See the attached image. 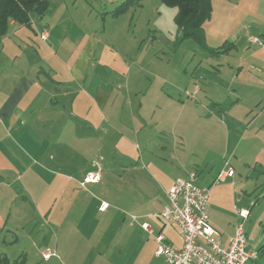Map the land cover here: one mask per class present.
<instances>
[{
  "label": "rangeland",
  "instance_id": "rangeland-1",
  "mask_svg": "<svg viewBox=\"0 0 264 264\" xmlns=\"http://www.w3.org/2000/svg\"><path fill=\"white\" fill-rule=\"evenodd\" d=\"M125 2L127 8L114 15ZM254 2L260 3L258 9ZM47 3L43 18L31 11L29 26L8 25L0 39V102L4 97L1 87L5 85L6 92L15 79L32 73L36 65L65 79H70L71 72L79 74L84 90L98 100L103 97L106 108L119 112H129L128 108L149 113L156 108H196V116L187 114L176 133L183 130L189 143L199 139L202 157L210 154V139L228 141L229 156L221 163L228 161L225 169L231 167L234 177L219 184L229 200L239 199L238 209L249 212L244 231L250 249L258 254L248 264H264V0H210L209 18L190 38L183 37L175 21L177 9L160 0ZM43 31L47 40L40 37ZM250 36L258 42L248 43ZM87 43L91 50L84 53ZM188 116L196 121L186 130ZM43 117L35 115L34 129L27 113H15L9 120L0 117V171L7 170L4 185L16 203L12 209L8 205L0 211V229L5 223L17 229V241L6 249L9 264H44L36 251L60 250L64 241L73 249L85 231L80 223L90 220L103 223L104 235L111 236L112 244L118 236L134 231L137 244L150 248L154 242L140 225L146 222L157 232V220L143 217L154 212L149 200L163 195L156 171L150 167L143 173L130 169L124 178L119 170H109L110 164L104 161L99 162L101 184H74L57 159L62 150L57 142L62 140L56 136L59 125L42 126L40 120H47ZM71 147L78 150L84 145L74 143ZM101 148V142L94 141V149ZM217 149L213 152L216 155ZM112 150V158L117 159V151ZM161 163L153 164L157 167ZM131 166H136L135 162ZM160 171L167 178L173 170L164 164ZM29 187L37 206L33 210L22 202V190ZM9 215L10 221H5ZM133 215L143 218L133 222ZM128 221L139 226L130 230ZM163 231L171 242H179L176 227ZM6 233L4 229L0 248ZM55 236L60 241L58 247Z\"/></svg>",
  "mask_w": 264,
  "mask_h": 264
},
{
  "label": "crops",
  "instance_id": "crops-1",
  "mask_svg": "<svg viewBox=\"0 0 264 264\" xmlns=\"http://www.w3.org/2000/svg\"><path fill=\"white\" fill-rule=\"evenodd\" d=\"M249 1L253 2V0ZM253 4L255 9L259 8V6H257L260 4L259 2L258 4L257 2ZM41 18H43V16ZM14 24V22H10L9 26H14ZM44 34L47 38L48 34L45 31L40 34V37ZM253 39H256V37L250 36L248 38V43ZM88 50H91L89 43L86 44L83 51L87 53ZM34 67L36 69L32 73H25L21 77L15 79V83L7 89V93L5 92V85L1 87L3 90L2 92H4V97H2L0 102L1 119L7 117L9 120L18 112H20V114L27 113L29 117L28 120L32 124L31 129H34L35 115H44L43 118L47 119L45 121L42 119L40 120L42 126L56 122L60 128L56 136H58L59 140H62L61 142L57 141L60 143L62 149L61 153L57 152L59 155L57 159L61 160L64 164L61 165V168L65 169L66 173L74 178V184L83 183L78 182L80 181L79 179L83 181L90 174L98 175L97 183H89L86 185L93 186L101 184L102 168L99 162L104 161L108 162V165L110 164L109 170L110 167L119 170V175L124 178L127 176V172L130 169L143 173L146 168L150 167V171H156L155 174L158 176L157 181L159 185L162 183L163 195L158 197V199L156 197L149 200L150 204L148 205L153 207L154 212L145 214L143 217L155 218L157 220V232L155 233L150 227L152 229L151 231H153L154 235L161 233L164 236L165 244L174 249H180L183 246L181 231L179 230V244L171 242L172 240H169V237L167 238L164 235L163 230H165L166 227L174 228L176 226L164 224L157 216L167 204L166 193L174 180L176 178H186L189 173H194L196 175V185L206 190L208 189L207 216L209 224L211 228L218 233L222 246L224 248L228 246V240L233 235V227L237 220L234 213L236 210H239L237 203L240 204L239 199L235 200L236 203L234 199L232 201L229 200L223 193L225 191L223 189L224 187H222L223 185L216 183L219 175L227 169H225V166L228 165V161L221 162L229 156V147H227L228 141L225 139V142L222 143V138L217 140L210 139V152H208L210 154L202 157L199 151V148H202L200 147L201 145L198 144L201 143L199 139L198 143H196V141H191L189 143L185 138L186 136L183 130H179V132L176 133V128L180 127L178 124L184 122L187 114L196 116V108L192 107L193 109H190L185 106L177 107V109L180 110L179 112L175 108H169L170 111L167 108H156V110L151 113L147 110L142 111V109L139 108V110L128 108L127 110L129 112L124 109L122 112H119L115 108H106L107 106L104 105L103 97L102 101L98 100L93 93L84 90L85 84L81 83V77H77L79 74L76 73L75 75L74 72H71L70 79H65L62 76H53V70L50 71V74L41 67L39 68L36 65H34ZM55 73L57 72L55 71ZM79 87H81L80 92L77 90ZM187 119L188 123L185 124L186 130L191 129V124L196 121L193 120V117L189 116ZM11 123L15 124L14 119ZM196 124L197 122L194 126ZM194 133L196 136H199L196 131H194ZM49 136H51V134H49ZM165 136L167 138L170 137L172 141L170 140L169 142V140H166L163 142ZM94 141L101 142L102 148L98 151L94 149ZM74 143H76V145H84V147L77 150L71 147ZM218 145L220 148L217 149ZM112 148H115L117 151V159L112 158V155H114L112 154ZM215 149L219 150V154L216 155L213 153ZM140 150L143 152H140ZM102 153L105 155V158H103ZM160 161L164 163L162 164ZM134 162L136 166H131V163ZM152 162L154 164L161 163V165L156 167ZM164 164L167 165L169 169L173 170L171 174L169 173V175H167V178L164 176V173L160 171L163 170ZM135 167L139 168L135 169ZM6 171L7 170L0 171L1 212H4L3 210L8 205H10L12 209L13 205L16 204L14 198H12V196H14L13 193L4 185L6 184L7 178ZM233 174L232 170V174L226 176L224 181L220 183L224 184L229 179H233ZM22 191L25 195L22 202L24 204H30L32 210L36 209L35 200L31 197V188H24ZM231 197L234 198V194H232ZM134 217H136L135 219L143 218L142 216ZM10 218L11 216L9 215L8 219L6 218L7 220L5 221H10ZM20 220L21 217L19 221ZM80 224L85 228V231L83 235H79L80 237H78L77 240L78 243L72 245V247H74L73 249L67 248L66 241H64V243L61 241V244L63 243L62 249L58 250L56 247H58L60 241H58V236H55L56 249L54 252L53 250L49 251V248H46V250H35L42 258L44 264H51L49 261L53 259L54 262L52 264H164L163 259L157 257L155 254L156 244L153 237L149 236L145 231L144 232L149 236L148 239H151L154 243L151 242L150 248L146 247L144 249L145 246L137 244L134 238V231L126 236L125 234L118 236L117 239L113 241L116 242V244H112L110 240L111 236L104 235L105 230H102V222L90 220L82 221ZM138 224L139 223H136L135 225ZM135 225L128 221L129 229L134 228ZM43 226H46V222H43ZM75 226L79 227V224ZM4 229L5 231L7 229V233L5 236H2L5 237V239L1 244L3 248H0V252L10 262L9 254L6 249L11 246L14 241H17V237H15L17 229L11 226L7 227L5 223L3 228L0 229V236L3 234ZM44 246L45 244H43V247Z\"/></svg>",
  "mask_w": 264,
  "mask_h": 264
},
{
  "label": "built area",
  "instance_id": "built-area-1",
  "mask_svg": "<svg viewBox=\"0 0 264 264\" xmlns=\"http://www.w3.org/2000/svg\"><path fill=\"white\" fill-rule=\"evenodd\" d=\"M46 35L41 39L45 40ZM252 42H258L253 39ZM232 174L231 168L221 173L216 183L224 181ZM196 175L189 173L186 178H176L166 193L167 204L157 216L164 224L174 225L182 233L183 246L174 249L165 244L161 233L153 234L146 223L140 226L149 236H152L157 257H161L164 264H248L256 260V251L250 249L244 231L243 223L248 217L247 209L236 210V223L228 246L224 248L218 233L211 228L208 219V189L196 185ZM98 175L90 174L82 184L95 183ZM104 205L101 210H104ZM136 217L130 219L136 222Z\"/></svg>",
  "mask_w": 264,
  "mask_h": 264
},
{
  "label": "trees",
  "instance_id": "trees-1",
  "mask_svg": "<svg viewBox=\"0 0 264 264\" xmlns=\"http://www.w3.org/2000/svg\"><path fill=\"white\" fill-rule=\"evenodd\" d=\"M167 7L177 9L176 23L183 31L184 38L195 37L196 32L209 18L212 11L210 0H160ZM125 2L114 11L117 15L127 8ZM48 9L46 0H0V39L6 34L10 22L29 26V14L42 16ZM8 259L0 252V264H9Z\"/></svg>",
  "mask_w": 264,
  "mask_h": 264
}]
</instances>
